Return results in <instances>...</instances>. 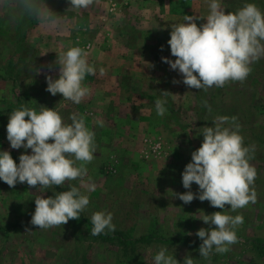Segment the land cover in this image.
I'll use <instances>...</instances> for the list:
<instances>
[{
	"label": "rangeland",
	"instance_id": "rangeland-1",
	"mask_svg": "<svg viewBox=\"0 0 264 264\" xmlns=\"http://www.w3.org/2000/svg\"><path fill=\"white\" fill-rule=\"evenodd\" d=\"M246 2L264 11V0H221L230 12ZM46 3L66 17L62 24L49 28L20 19L23 9L18 0H4L0 5V151H10L17 164L26 151L12 149L6 131L9 115L22 105L55 109L65 123L71 122L72 113L83 115L95 132L97 150L87 165L86 178L96 185L95 190L89 192L79 181L71 182L90 199L81 215L90 218L95 211L111 212L116 228L126 232L133 243L126 245L130 249L126 255L117 240H93L86 226L76 225V220L38 229L30 223L35 198L54 196L58 187L41 190L17 183L13 188L0 180V264H154L161 247L180 264L187 255L194 258V264H264V255L258 254L253 242L264 240V59L251 65L243 83L229 82L208 91L189 88L162 57L175 60L167 43L171 25L184 22L185 15L206 16L209 0H97L82 12L67 11L68 0ZM196 23L200 26L206 20ZM71 46L84 48L89 63L106 70L103 76L98 69L96 75L85 78L83 83L92 85L90 95L80 104L46 91L47 75L59 78V66L50 70L49 65L57 59V52ZM151 61L157 64L154 70L146 68ZM130 73L136 77L127 78ZM110 74H121L120 87L113 84ZM164 91L169 92L167 96ZM124 93L137 97L133 105L139 111L153 110L152 115L139 114L136 130H126L128 114L113 116L118 108L132 110L120 100ZM107 96H113L109 103ZM157 99L166 101L162 117L156 113ZM216 116L237 117L244 145L255 146L250 163L257 170V201L237 212L230 205L223 210L198 198L185 204L174 194L189 191L183 187L182 173L203 142V135H197L200 128L213 126ZM97 120L103 121V127ZM61 188L68 189V183ZM191 191L198 193V185L193 183ZM217 211L244 217L237 229L239 243L227 253L213 252L204 259L199 253L202 241L195 233L215 226L196 218ZM143 235L153 236L148 242L135 241Z\"/></svg>",
	"mask_w": 264,
	"mask_h": 264
},
{
	"label": "clouds",
	"instance_id": "clouds-1",
	"mask_svg": "<svg viewBox=\"0 0 264 264\" xmlns=\"http://www.w3.org/2000/svg\"><path fill=\"white\" fill-rule=\"evenodd\" d=\"M3 2L0 0V5ZM18 2L23 9L20 19L35 20L49 28L66 20L51 10L46 0ZM96 2L68 0L70 7L67 11L82 12ZM208 6L206 16L185 15L184 22L171 25L167 43L175 60L162 57L171 70L182 75L183 84L204 91L224 87L229 82L243 83L252 71L251 65L264 59V11L252 2L244 3L235 12L226 11L221 0H209ZM198 19L206 20V23L198 26ZM57 53L58 57L49 69L58 65L59 78L47 75L46 91L53 96L61 94L64 100L80 104L90 95V89L83 82L88 75H96L97 69L89 63L88 51L80 46H71ZM37 70L38 73L40 69ZM105 72L103 67L99 69L101 76ZM180 82L173 80V83ZM168 93L164 91L163 95ZM165 103L162 99L155 101L158 116L165 115ZM205 107L211 111L207 102ZM69 120L70 123H65L58 111L46 106L36 110L22 105L9 115L7 140L12 149L24 148L26 151L20 155L18 164L10 151H0V180L13 188L17 183H27L41 190L63 187L68 183V190L55 192L48 198L43 195L35 198L36 207L30 223L41 230L65 225L69 220H79L90 203L89 196L81 191V187L89 192L96 187L86 179L87 165L93 161L97 150L95 132L86 125L83 115L72 113ZM212 122L213 126L200 128L197 135H203V142L192 152L191 162L182 173L183 187L189 191L174 194L185 204L198 198L223 210L230 205V210L237 212L257 201L254 188L257 170L250 163L255 146L244 145L237 117L216 116ZM96 124L103 127L102 120H97ZM28 149H31V154L27 153ZM72 181H79L81 187ZM193 183L198 185V193L191 191ZM196 219L215 226L201 228L195 233L202 241L199 247L202 258L209 259L213 252L227 253L232 245L239 243L237 229L244 223L242 215L217 211ZM90 222L92 236L116 230L111 212L95 211ZM154 264L180 262L168 254L166 247H161L154 255ZM184 264H194V258L187 255Z\"/></svg>",
	"mask_w": 264,
	"mask_h": 264
},
{
	"label": "trees",
	"instance_id": "trees-1",
	"mask_svg": "<svg viewBox=\"0 0 264 264\" xmlns=\"http://www.w3.org/2000/svg\"><path fill=\"white\" fill-rule=\"evenodd\" d=\"M59 191H64V190H68V189H64L61 187H58ZM76 225H84L86 226V231L87 234L93 239V240H99V241H106L109 243L115 242V240H117V244L121 245V247L125 250L124 254L129 255V250L127 248L130 247V243H133L130 239L129 236L126 232L117 229L115 230V232H106L102 233L98 236H92L90 235V231L92 228V224L90 222V218L89 217H84L83 215L80 214V219L75 221ZM153 235H143L140 236L138 239H136L135 241L137 242H148L150 241V238ZM254 245H255V249L258 250V254L264 255V240L260 239V238H256L253 240ZM260 243V244H259ZM257 244V245H256ZM127 245V246H126Z\"/></svg>",
	"mask_w": 264,
	"mask_h": 264
},
{
	"label": "crops",
	"instance_id": "crops-1",
	"mask_svg": "<svg viewBox=\"0 0 264 264\" xmlns=\"http://www.w3.org/2000/svg\"><path fill=\"white\" fill-rule=\"evenodd\" d=\"M146 64H147L146 65V68H151L152 70H154L155 65L157 66V64L155 62H152V61L151 62H148ZM149 64L154 65V67H150ZM95 67L98 70L102 66L95 65ZM110 75H111V78H113L112 79L113 84H115V85H117V86L120 87V85H121V74L119 76H118V74H115V75L110 74ZM133 77H136L135 74L130 73L129 75H127V78H131L132 79ZM117 81H118V83H117ZM84 85L87 86V87H89L90 85H92V83H84ZM128 94H131V93H124L121 96V99L120 100H123L124 99L126 101V105L131 106L130 109H132V110L128 113L127 110H123V109H119L118 108L117 109L118 111L116 110L117 112H115L113 116L114 117H116V116L119 117V114L120 113L123 114L124 116L126 114H128V115H126V117H127L126 119H128L130 121L129 122L130 124H128V127L126 128V130L131 131V130H136L137 129V126H138V123H139V120H138L139 119V114L141 115V112L143 114H148L150 112V115H152L153 110L152 111L151 110H149V111L148 110L141 111V109H140V111H139L138 110V106L133 105V104H135L134 99L137 98V97L136 96H133V94H131L130 96H128ZM60 96L62 97V95H60ZM107 97L108 98H107L106 102L109 103V102H111L113 100V96H107ZM120 110H122V111H120ZM123 111H124V113H123ZM128 116H129V118H128ZM107 117H110V115L108 114ZM147 117H149V116H147ZM140 122H142V121H140ZM121 125H122V123H121ZM121 129H122V127H121ZM134 133H135V131H134Z\"/></svg>",
	"mask_w": 264,
	"mask_h": 264
},
{
	"label": "built area",
	"instance_id": "built-area-1",
	"mask_svg": "<svg viewBox=\"0 0 264 264\" xmlns=\"http://www.w3.org/2000/svg\"><path fill=\"white\" fill-rule=\"evenodd\" d=\"M155 148H157V146H156ZM158 148H159V147H158Z\"/></svg>",
	"mask_w": 264,
	"mask_h": 264
}]
</instances>
